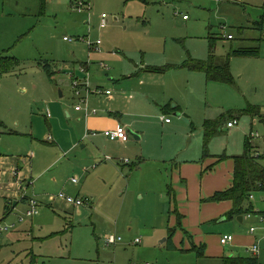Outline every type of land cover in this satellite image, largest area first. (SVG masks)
Returning a JSON list of instances; mask_svg holds the SVG:
<instances>
[{"label": "rangeland", "instance_id": "374dc122", "mask_svg": "<svg viewBox=\"0 0 264 264\" xmlns=\"http://www.w3.org/2000/svg\"><path fill=\"white\" fill-rule=\"evenodd\" d=\"M77 1L0 0V156L22 165L20 158H28L33 151L36 157L29 161L44 155L43 167L35 165V180H30L27 191L34 197L36 186L35 197L41 202L37 216L21 221L28 202L18 188L0 193V222L15 225L0 236V264H224L230 254L257 256L264 264V222L259 213L245 215L243 222L235 215L223 219L220 214L197 220L201 215L196 209L204 207L205 218L208 208L205 204L199 208L191 198L186 221H182L171 197V186L179 195L180 188L186 187L174 182L172 173L177 174L185 163L204 165L206 153L226 156L222 161L228 166L232 156L245 154L250 140L264 164V33L255 28V22L264 21V0H147V4L89 0L81 11ZM104 12L107 26L102 29ZM230 34L234 39L227 38ZM212 37L216 38L213 48ZM89 40L102 41L101 51L91 49ZM244 47L257 48L259 54L231 56L232 83L211 81L204 72L180 67L187 60H209L213 51L227 57L233 49ZM90 49L102 54L91 55ZM90 60L97 62L90 67L91 87L96 89V83L112 75L115 82L109 86L114 95H132L133 106L146 99L133 107L129 121H138L146 134L147 164L132 158L130 165L136 163V167L113 169L111 184L93 176L97 168L86 177L77 173L79 187L87 184L89 188L85 196L94 198L73 211L74 207L62 206L58 198L50 202V195L67 193L64 188L37 190L48 183L55 169L68 171L64 184L73 177L62 159L38 180L39 172L58 155L50 131L55 117L43 101L44 94L52 93L67 108L75 106L79 97L71 86L70 72L80 74L81 61ZM100 63L110 69L100 72ZM62 90L65 96L60 98ZM48 109L52 117L46 118ZM245 109L249 110L239 124L228 128L234 111ZM164 117L171 121L167 123ZM212 120L217 133L207 142L211 128L207 121ZM12 131L29 135L13 136ZM88 150L79 145L76 153ZM47 152L54 153L45 159ZM75 158L72 153L65 160L75 162ZM203 178L199 175V180L191 182V195L193 190L207 194L205 186L201 190ZM14 179L9 174L3 182ZM186 200L178 198L177 207L184 208ZM251 200L256 212L264 210V191ZM110 235L123 242L108 245L105 239ZM224 235L236 240L223 248L220 237ZM249 238L256 239L258 255L246 249L255 243ZM137 239L142 242L136 244Z\"/></svg>", "mask_w": 264, "mask_h": 264}, {"label": "crops", "instance_id": "0c3cea01", "mask_svg": "<svg viewBox=\"0 0 264 264\" xmlns=\"http://www.w3.org/2000/svg\"><path fill=\"white\" fill-rule=\"evenodd\" d=\"M241 1L243 2L244 0H241ZM140 3L147 4V0H140ZM183 18L185 20H189V18H185V15H183ZM255 23H256L255 28L257 30H260L261 34H263L264 33V21L262 20V21H258ZM93 53H96V52L91 50V55ZM96 54L99 55L102 53H96ZM94 62L97 63L95 60L93 61L90 60V62L81 61L80 74L75 72V70L74 72H70V76H71L70 79H72L71 86L74 90V94L79 97V102H76L75 106L67 108V104L61 101L59 102L58 99L54 98V95L52 93L44 94L45 99L43 103L47 106V108L50 107L52 114L55 117L54 118L55 122L54 124H52V127H50V131H52L53 140H54L52 144L55 145V147L53 148L54 150H57L56 153L58 155H57V158H55L52 163L46 165V167L43 168L41 172H39L41 177H39L38 180L43 179L46 174H49L52 171V169L56 166L57 161H61L62 159L64 160V161L62 160L63 165L64 166L66 165L67 167L70 168L69 172L72 173L71 175L73 177H70V178L68 177V180H66L64 184L63 180L66 178L67 176L66 174L68 173V171L61 172L55 169L54 173L51 174L52 176L49 177V179L47 180L48 183L42 184L40 187L37 188V190H39V188H45V190L46 189L51 190V188L62 190L64 188V190H66V192L68 193V194L66 193L67 195L73 196L75 198H78V197L83 198V197H87L85 195L90 192H89V188L87 187V184L86 186H83L81 188L79 187L81 180L78 177H76L77 173H80V174L83 173L84 177H86L88 176L87 174H89L93 169L97 168V172L93 174V176L98 177L105 184H109V183L111 184L113 181V179H111V176L114 171L113 169L120 171L122 168H126V165L129 166L130 163L133 162L132 158H136V163L138 164L140 161H141L140 163H144L142 165L147 164L146 163L147 159L144 158V152H145L144 144H145L146 134L140 130L139 125L137 126L138 121H134V120L132 122L129 121L130 120L129 116L133 114L131 111L133 107L137 108L138 104L142 102H146V99L142 98L138 100L137 104L133 106V102H131V100H133L134 98L132 95H130L129 97L122 95L121 97L116 92L114 95L113 90L109 86L110 85L109 82H115L114 77L112 75L111 76L108 75V77H111V78H107L105 81L103 80L101 82L96 83L95 85V87H97L96 89L91 87L90 67L92 66V63ZM121 62L122 60L119 61L118 63H121ZM100 64H99V67L101 69L100 72L104 70L103 73L104 72L106 73L107 70L110 69L109 66L107 69H104L100 66ZM66 67L68 68L69 65L67 64ZM75 67H76V64H75ZM144 68H146L147 70L150 69L147 67H141V69H144ZM199 72H202V71H199ZM49 73L53 74V72H49ZM75 79L79 81L78 87L81 88V91H82L81 95H78L76 93L77 88H74ZM107 90H111L113 94L111 96H108ZM61 93L62 94L60 98L65 96L64 90H62ZM82 97L88 98V103H89L90 108H96L98 112L91 113L90 115L86 116V113L84 111L77 110L76 106L81 104L80 102H81ZM63 109H64V114H63ZM51 111L50 110L48 111L46 118L50 116L52 117ZM65 114L67 116V119H69L68 120L69 123L62 118V117H65L64 116ZM232 118L230 119L232 120ZM230 119L228 120L229 122H230ZM122 126L127 127L128 132L130 130L136 134L137 137L133 135L134 142L131 140L132 138H130V136L127 141H121V140L113 141V140H110L108 137L106 138L105 135L103 134V132L107 131V129H116ZM12 132L13 133H11V135L13 136L29 135L24 132L20 133L19 131H12ZM92 132H96V134L91 135L90 133ZM35 139L37 138H34L33 139L34 142H31V145H30L31 147L29 150H31V152L33 150V145L36 142ZM138 140H140L141 143L137 144L136 141ZM79 145H81V148L89 149V150L87 152L78 151L76 153ZM53 153L54 152H50V153L47 152L45 155V159L46 158L48 159L49 155ZM72 153L75 154L76 156L75 162H72L71 160H65V158ZM34 156L36 157V152L33 151L31 156H29L28 158L32 157L34 159ZM43 156L44 155L41 154V158L38 161L36 160L29 161V159L25 157L20 158V160L23 161L21 162L22 165L17 164L15 161H10L7 157L0 156V183L1 182L3 183L2 186H0V193L9 194L13 189L18 188L19 191L22 192V194H24L23 198L28 202V210L31 209L30 200L38 199L35 197L36 186L34 187V191H33L34 197H30L27 191L30 187V180L31 179L33 180L35 176V168H36L35 165L37 164L38 166L43 167L40 165V161L43 162ZM62 156H64L65 158H62ZM108 156L111 158L106 159ZM126 157H131V158L128 159ZM222 157L223 155L220 156L218 154H215V155L209 154V157L205 158L204 165L203 164L199 165L195 163L196 161L189 162V163L183 164L181 166L182 169H179L177 174L172 173V178L174 182L177 181L176 183H179V181H181L182 184L186 185V187L183 186L180 188L181 189L180 195L175 193V187L171 186V189H172L171 197L172 198L174 197L175 205H176V208L173 205L175 208L174 210H176L182 216V219H183L182 221H186L184 218L186 217L187 214H184V213L189 211L188 206L191 203V198H193V201L196 202L195 205L198 206L199 208L201 207V204H205V206L208 208L206 209L207 216L205 218H203L202 216L203 213L205 212V208L201 207V209H196L197 215H201L197 217L198 218L197 220H202V219L207 220L212 217H216L217 214H220L221 216H223V219L228 218L227 215L229 212L232 211V208H233V201H228V200L217 201L218 203L217 202L214 203V201H210V199L214 195H216L218 191L228 190L229 188L232 187V184H233V179H234L233 172L235 169V161L233 159V156H232V161L230 162L228 166H226V164H224L222 161L226 156H224L223 158ZM136 163H133L134 166ZM133 164L130 165V168L133 167L132 166ZM201 170L203 171V173H201ZM9 174L15 177L14 179L15 182L7 181V183H4L3 180L6 177H8ZM199 175L204 177L202 179L201 186L203 185L206 187V190H205V188L202 186L201 190L204 189L207 194L205 195L202 193L198 194L196 193L195 190H193L192 192L193 195H191L190 192L193 189V187L191 186V182L192 181L194 182L195 180H199L198 179ZM73 179H77L78 180L77 183L74 182ZM25 185L27 186L25 187ZM9 190L11 191L9 192ZM128 190H130V185L128 187ZM185 190H186V194L184 193ZM256 194H258V192L254 193L253 196L256 197ZM58 195H50V202H54V200L58 198L60 199V201L62 200L60 202L62 206L65 205L67 208H70V209L74 207V210L72 209L73 211H78L82 207V206H76L74 204H71L66 199L64 198L61 199L60 196ZM5 197L9 198L8 196H5ZM87 198L91 200L90 201L91 203L92 198H94V196L92 198L90 197H87ZM87 198H83V199H87ZM178 198H181L182 201L187 198V200L184 201L183 203L185 204L184 208L177 207ZM38 201H39V208H38V212H39V209L41 207V202L39 199ZM17 204L18 203H16V205L14 204V208L17 206ZM217 206H220L221 208ZM252 206H253V202H252ZM39 213L35 214L34 216H28L26 212L25 217H23L24 218L23 221L26 219V217L34 218ZM252 213H258V212H256L255 210V212H252ZM252 213H251V217H252ZM248 214H245L247 218H249ZM259 215L261 216V214ZM244 216H242L243 221L245 220ZM171 222H172V219L171 221H169V224ZM186 224L187 225L185 226L189 225L188 223ZM185 226L183 227L185 228ZM249 239L255 242L254 244H252V246L257 245L256 239H252V238H249ZM235 240L236 238L233 240V242ZM240 243H244V240H241ZM136 244H139V243H136ZM232 244L233 243L229 245H232ZM229 245H223V248ZM249 248H246V249L249 250ZM258 254L259 252L257 254L254 253V255H258Z\"/></svg>", "mask_w": 264, "mask_h": 264}, {"label": "trees", "instance_id": "16d2710c", "mask_svg": "<svg viewBox=\"0 0 264 264\" xmlns=\"http://www.w3.org/2000/svg\"><path fill=\"white\" fill-rule=\"evenodd\" d=\"M263 24V23H262ZM212 48L215 45L216 38L212 37ZM259 49L257 48H239L233 49L227 57L217 56L214 51L211 54L209 60H187L180 67L185 66L194 71H202L207 74V77L211 81H220L224 83H232L233 77L231 74V56H244V55H258ZM150 71L165 72L167 69L152 67ZM249 109L243 111H234L230 118H240L245 115ZM216 120V119H215ZM207 121L210 130H207V142L217 133L216 127L212 128L213 121ZM229 122V121H228ZM212 135V136H210ZM205 157H209V154H205ZM235 161V169L233 172V184L232 187L225 191H218L210 201H233L232 211L228 213L232 215L244 216L245 214L255 212V207L252 206L251 196L257 192L264 191V164L260 161V156L253 152V145L250 140L246 142V152L242 155L233 156ZM261 216L264 215V210L259 211ZM182 218V216L180 215ZM260 259L257 256L249 257H232L224 258V264H260Z\"/></svg>", "mask_w": 264, "mask_h": 264}, {"label": "built area", "instance_id": "2783aa9c", "mask_svg": "<svg viewBox=\"0 0 264 264\" xmlns=\"http://www.w3.org/2000/svg\"><path fill=\"white\" fill-rule=\"evenodd\" d=\"M89 4V0H78L76 2V7L79 11L83 10L86 6H88ZM107 17L108 15L106 13H104L102 15V19H101V23H100V26L101 28H104L107 26ZM185 18H188L187 15H185ZM229 39H233V36L230 34L228 35ZM65 39H68L67 37ZM71 40V39H70ZM89 44H90V48L91 49H94L98 52L101 51V45H102V41L100 40H97V42H94V41H91L89 40ZM100 66L104 69H107L108 68V65L106 63H101ZM77 78V77H75ZM79 85V81L77 79H75V84H74V88H77L76 89V93L78 95H81L82 91H81V88L78 87ZM113 94V92L111 90H107V95L108 96H111ZM81 104L76 106V109L77 110H82L86 113V116L90 115L91 113H97L98 110L96 108H90L89 106V103H88V98H84L82 97L81 98ZM166 122H169L171 121L170 118H163ZM239 124V119H232L230 120V122H228L227 126L228 128L230 127H233L235 125ZM91 135L92 134H96V132H92L90 133ZM103 134L105 135V137L109 138L110 140H113V141H116V140H121V141H127L129 139V133H127V130H126V127L125 126H122V127H118L116 129H107V131H104ZM111 157H107L106 159H110ZM74 182L77 183V179H73ZM60 198H64L66 199L69 203L71 204H74L76 206H82V205H85V204H88L90 203V199L87 198V199H83V198H75L73 196H70V195H67L65 192H62V193H59ZM254 196L252 195L251 198H253ZM30 203H31V209H29L27 211V215L28 216H34L35 214L39 213L38 212V208H39V201L38 199H31L30 200ZM249 217H251V213L248 214ZM24 218H22V221H23ZM261 222H264V215L261 216ZM15 225L12 224V225H9L3 221L0 222V236L5 233V232H8L10 231V229L14 228ZM256 229L255 227H252L251 231L254 232ZM221 238V243L223 245H229L231 243H233V240L235 239L234 237L230 236V235H224ZM122 238L121 237H118L116 235H110L108 237H106L105 241H107V244L110 245V244H119L122 242ZM142 240H139L137 239V242L136 243H141ZM249 251L250 252H253V253H258L259 252V247L257 245H253L251 248H249ZM146 264H149V263H146Z\"/></svg>", "mask_w": 264, "mask_h": 264}, {"label": "water", "instance_id": "95a60500", "mask_svg": "<svg viewBox=\"0 0 264 264\" xmlns=\"http://www.w3.org/2000/svg\"><path fill=\"white\" fill-rule=\"evenodd\" d=\"M131 133H132L134 136H136V134L133 133L132 131H131ZM136 137H137V136H136ZM15 205H16V204H15ZM238 219H239L240 221H243V217H242V216H239ZM230 255L232 256V254H230ZM230 255H229V256H230Z\"/></svg>", "mask_w": 264, "mask_h": 264}]
</instances>
